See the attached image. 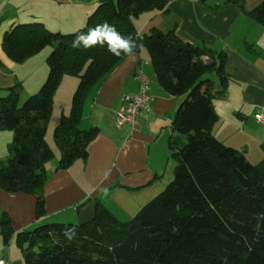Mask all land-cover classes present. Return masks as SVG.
<instances>
[{"label": "trees", "instance_id": "trees-1", "mask_svg": "<svg viewBox=\"0 0 264 264\" xmlns=\"http://www.w3.org/2000/svg\"><path fill=\"white\" fill-rule=\"evenodd\" d=\"M166 2L99 0L76 32H52L40 22L17 24L4 32L1 50L13 63L22 64L50 48L48 75L38 91L20 104L22 87L16 84L0 98V129L13 134L0 164V190L35 196L37 218L45 213V165L54 158L45 141L54 93L64 76L77 79L69 112L60 117L52 135L59 152L56 170H63L86 158V148L98 133L97 128L79 129L86 100L126 58L111 55L107 46L74 48L76 35L105 22L113 25L137 43L134 52L147 50L160 87L182 98L168 142L173 178L165 189L127 222L96 202L89 224L54 222L19 233L17 243L27 245L24 254L36 256L26 264H264V156L253 164L212 133L218 121L212 103L225 96L229 82L225 54L190 45L172 32L139 35L133 26L136 16L162 10ZM247 15L264 27V1ZM73 226L76 236L68 240L63 230ZM12 234L0 211L4 244Z\"/></svg>", "mask_w": 264, "mask_h": 264}, {"label": "crops", "instance_id": "crops-1", "mask_svg": "<svg viewBox=\"0 0 264 264\" xmlns=\"http://www.w3.org/2000/svg\"><path fill=\"white\" fill-rule=\"evenodd\" d=\"M98 2L0 0V43L4 32L17 24L40 22L52 32H76L86 24ZM242 3V0H167L162 10L136 16L133 26L139 35L151 30L172 32L190 45L225 54L224 70L229 82L225 96L213 100L218 121L212 133L224 145L243 152L249 162L258 164L264 156V126L254 121L253 114L264 110V27L247 15ZM39 54L17 67L0 52V98L6 96L11 87L24 83L27 74L22 66L31 65ZM205 59L206 56L202 57ZM138 70L150 81L152 99L149 109L138 117L136 129L131 130L119 126L115 114L124 97L137 95L139 85L134 75ZM68 77H63L54 93L53 106L67 84V101L56 116L53 107L47 126L45 141L48 145L53 141V130L60 117L69 112L71 96L78 83L76 78ZM209 77L218 84L214 74ZM31 82L35 83L30 93L38 89L42 78L37 79L35 74ZM230 98H236L237 103L224 116L219 107ZM181 99L168 95L156 82L145 48L131 57L126 56L84 104L79 129H98L86 148V158L74 161L66 169L56 170L57 150L56 164L45 165L44 215L39 218L35 215V196L0 190V211L6 214L13 232L7 244L0 235V258L4 263H27L24 254L27 245L19 246V233L48 223H76V211L89 201L100 202L118 220L127 222L158 196L173 178L175 162L170 157L168 142ZM12 138V132L0 129V164L8 154Z\"/></svg>", "mask_w": 264, "mask_h": 264}, {"label": "clouds", "instance_id": "clouds-1", "mask_svg": "<svg viewBox=\"0 0 264 264\" xmlns=\"http://www.w3.org/2000/svg\"><path fill=\"white\" fill-rule=\"evenodd\" d=\"M96 46L105 47L111 55L119 57L121 54L133 56L137 43L130 37L122 36L113 25L108 23L98 24L87 33H79L73 40L74 48L89 49ZM63 235L72 240L76 236V228L70 227L63 230Z\"/></svg>", "mask_w": 264, "mask_h": 264}, {"label": "rangeland", "instance_id": "rangeland-1", "mask_svg": "<svg viewBox=\"0 0 264 264\" xmlns=\"http://www.w3.org/2000/svg\"><path fill=\"white\" fill-rule=\"evenodd\" d=\"M263 1L264 0H242V2H244V4H245V9L247 11L253 10L256 6H258ZM244 4H243V6H244ZM63 34H67V33H63ZM48 51H50V48H46L45 50H43L41 52V54H39L38 56H36V58H34V60H32L33 62L32 61L30 62L31 65L29 64V66H22L23 69H24L23 72H25V74H27V79L24 81L23 84L20 82V84L22 86L21 94H20V104H22L24 102V100H26L28 98V96L36 93L39 90V88L41 87V85L43 84V82L46 80L47 75H48V67H47V64H46V61H45L46 57H44L43 55L47 54ZM0 52H2L1 51V46H0ZM206 58L208 60V57H206ZM14 65H16V64H14ZM16 66L19 67V64H17ZM32 70H33V72H32ZM35 74H37V79L40 78V77L42 78V83H41V85L38 87V89L36 91H32V93H30L31 86H33L34 83H35V82L34 83L31 82V79H34ZM68 78L72 79L71 77H68ZM66 92H67V84H64L63 88L61 89L60 95L56 98V100L54 102V106L53 107H54L55 110H54V112L53 111L52 112H53V114L55 116L58 113L60 114V112H61L60 108L63 106L64 102L67 101V96L66 95H67L68 92L67 93ZM70 102H71V100H70ZM70 102H69V104H70ZM236 103H237V99L236 98L228 99L226 101L225 105L221 106V104H220V107H219L220 113L222 115H224V116H227L229 114V112H230L229 110H231L233 107H235ZM48 136H50V135H48ZM49 146L52 148L54 154L56 155L57 148L54 145L53 141H51L49 143ZM56 162H57V160H55V157H54L49 162L50 163L49 165H54V164H56ZM76 222H77V220H76ZM66 224H67V222H66Z\"/></svg>", "mask_w": 264, "mask_h": 264}, {"label": "built area", "instance_id": "built-area-1", "mask_svg": "<svg viewBox=\"0 0 264 264\" xmlns=\"http://www.w3.org/2000/svg\"><path fill=\"white\" fill-rule=\"evenodd\" d=\"M206 60L207 58L204 61ZM134 79L139 85L137 95L124 97L120 109L115 114L117 124L131 130L136 129L138 117L149 109L152 99L149 93L150 81L145 73L142 70L136 71ZM253 119L258 125L264 126V110L254 113ZM0 264H5L2 258Z\"/></svg>", "mask_w": 264, "mask_h": 264}, {"label": "water", "instance_id": "water-1", "mask_svg": "<svg viewBox=\"0 0 264 264\" xmlns=\"http://www.w3.org/2000/svg\"><path fill=\"white\" fill-rule=\"evenodd\" d=\"M96 214V204L93 201L87 202L84 206L80 207L76 211V224L79 226H83L91 223ZM25 259L27 262H33L36 259L35 254L27 253L25 255Z\"/></svg>", "mask_w": 264, "mask_h": 264}]
</instances>
